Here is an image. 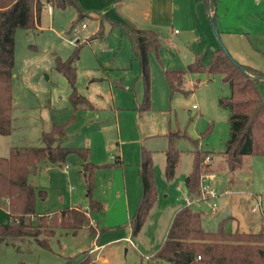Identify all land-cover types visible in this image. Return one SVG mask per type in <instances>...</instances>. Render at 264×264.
<instances>
[{"label":"rangeland","instance_id":"rangeland-1","mask_svg":"<svg viewBox=\"0 0 264 264\" xmlns=\"http://www.w3.org/2000/svg\"><path fill=\"white\" fill-rule=\"evenodd\" d=\"M243 1L246 2L243 8L256 20L247 23L248 20L243 22L241 19L231 23L237 32L233 34L234 44L241 58L264 73V0L258 5L255 0ZM45 6L40 29H18L14 34L11 132L7 136L0 135V157H8L13 150L42 146L41 134L49 131L52 125H63L64 136L56 144L90 149V161L98 167L93 175L92 194L101 201L103 210L94 213L88 223V227L98 230L96 234L89 232L87 227L75 233L56 228L49 236L41 227L44 232L39 238L46 239V248L31 237L1 241L0 264H69L74 257L79 261L86 256L89 249L92 252L99 250L96 262L91 261V264H146L160 248L173 215L183 205L184 179L191 170L192 151L197 149L211 152L217 184L226 183L229 177L240 179L242 188H249L251 193L260 196L264 215V156H243L242 167L229 173L221 154L229 138V125L228 112L218 105V98L230 94L229 85L218 74L208 78L204 72L188 73L182 83V90L186 92L171 93L163 76V69H185L195 57L205 67L209 65L211 49L205 32L211 41H215L216 48L223 46L227 50L217 29L219 26L210 21V13H205L208 6L204 11L205 30L193 26L187 32V38L175 44L170 39L180 35L161 34L162 47L158 55L148 54L147 110H143V81L138 62L130 56L128 37L104 21L95 23L89 16L78 23V33H75L70 28L76 19L73 7L70 8L75 11L74 17L66 27L49 29L52 14ZM83 23L87 26L84 34L80 28ZM174 29L182 30L178 25ZM94 31L99 33L97 41L89 43L84 39L89 38L85 34ZM77 44L82 47L75 63V87L80 95L90 100L91 109L74 108L69 103L71 88L69 84L62 85L55 68V58L65 61ZM257 85L264 100V80L258 81ZM193 105L196 108H192ZM168 130L184 134L175 140L179 158L169 181L164 176L166 138L161 136ZM142 149L149 151L152 157L157 197L148 218L133 236L129 222L141 195L138 164ZM115 155L121 157L122 165L114 164L110 156ZM81 162L79 156L71 153L61 164L40 161L36 171L28 174V182L36 193L40 190L45 193L44 198L36 196L35 215L87 205L86 184L80 174ZM124 186L128 190L127 200L121 195ZM230 209L224 208L213 218L202 216L204 228L216 230L218 222L231 214ZM235 215L239 219L238 229L249 231L243 217ZM45 216V221L50 222L51 214ZM253 216L256 221L250 231L264 230V219L259 213ZM6 220L7 203L2 202L0 224ZM236 227V223L225 224L226 230ZM127 238L133 246L128 244Z\"/></svg>","mask_w":264,"mask_h":264},{"label":"trees","instance_id":"trees-1","mask_svg":"<svg viewBox=\"0 0 264 264\" xmlns=\"http://www.w3.org/2000/svg\"><path fill=\"white\" fill-rule=\"evenodd\" d=\"M214 0H205L208 10H213ZM45 5L52 8L76 10V19L71 23L73 31L83 22L87 12L81 9L76 0H0V135L11 132L12 80L14 67V34L16 30H33L39 23ZM209 13V12H208ZM212 21L213 15L211 16ZM82 25V24H81ZM131 44V58L138 62L140 78L143 81V110L149 107V70L148 54L158 55L161 47L159 36L152 29L131 27L127 33ZM82 44H77L65 61L55 58V68L69 84L71 91L69 103L74 107H91L89 101L80 95L75 87L76 67ZM245 72H244V71ZM220 75L229 85L230 94L218 98V105L228 112L229 138L221 152L229 173L242 167L243 156H264V100L261 97L257 77L264 73L238 63L222 47L211 53L210 63L203 65L195 57L185 69H164L163 76L171 93L182 90L183 80L188 73ZM186 92V91H184ZM63 125H52L41 135L42 146L12 151L9 157H0V203H7V220L0 224V242L12 238L31 237L42 247H47L46 239H40L41 227L49 236L54 229L61 228L75 233L82 227L89 232L96 230L88 227L93 214L103 210L101 201L92 194L93 175L96 169L90 161L88 148H72L56 144L64 136ZM167 147L164 152V176L171 180L178 163L179 153L175 140L184 137L180 131L168 130L165 134ZM74 153L82 160L81 174L86 184L85 207L65 208L51 214L50 222L45 215H35L36 196L44 198V191L36 193L28 183L27 177L40 161L61 164L68 154ZM138 165L141 195L136 212L129 222L133 236L140 231L148 218L157 193L153 179V162L149 151L142 149ZM190 173L184 179L186 192L196 194L199 178L204 172L214 171L211 163H205L211 152L193 150ZM117 159L114 164H119ZM37 218V219H36ZM32 219H36L35 223ZM228 219L218 222L216 230H207L202 223V213L198 210L181 207L175 212L160 248L147 260L146 264H264V230L257 232L245 230H226ZM200 257L197 260V257ZM75 257L70 260L71 264ZM76 262V263H75ZM74 264H91L89 254Z\"/></svg>","mask_w":264,"mask_h":264},{"label":"crops","instance_id":"crops-1","mask_svg":"<svg viewBox=\"0 0 264 264\" xmlns=\"http://www.w3.org/2000/svg\"><path fill=\"white\" fill-rule=\"evenodd\" d=\"M76 1L81 7V9L87 12V16L95 20V23L100 24L102 23V21H104L110 27H116V29H118L121 34H125L126 36L128 31L131 29V27H136L141 29H152L156 31V33L158 34L159 41L162 38L161 34L166 35L167 33H170L171 35L173 34L180 35L179 37H177V39L176 38L170 39L175 44L177 43V41H181L187 38V32H190V30L194 28L193 26L198 25L205 30V20H206L204 16V11L206 10L205 0H76ZM260 1L261 0H255V3L258 5ZM245 3L246 2H244L243 0H214V4L212 7L213 10L210 11L208 10L207 12L205 11V13L208 14L209 12L211 16L213 15L214 23L217 26H219V28L217 29L225 43L227 51L230 53L232 58L240 64L252 67L262 72V70L253 66L252 64H249L246 60L241 58L242 56L238 54V49L234 44L235 40L233 34L237 32L233 30L234 28L231 25V23L238 22L241 19L243 22L248 20L247 23L255 22L256 20L254 16H251L249 10L244 9L245 7L243 8V6L246 5ZM45 7H48L49 11L51 10V14H52V24L49 27V29L52 28L54 30H59V28L66 27L75 14L74 9L70 7H68L67 10H63V11L58 8H52L49 5H46ZM257 20L260 21L261 19L257 18ZM40 22H41V15H40L39 23L36 26V29H40L42 27L40 26ZM177 25L182 28L181 32L174 29V27H177ZM244 27H246L245 24ZM81 29H82V33L84 34L83 30L87 29V26L85 25V28H81ZM98 34L99 33L97 31H94V33L90 35L85 34L86 35L85 37L89 36V38H84V39H88L89 43H94L97 41ZM204 35L208 37V44L210 46L212 53V51L216 49L217 45L215 41H211V38L209 37V34L207 32H205ZM60 76H61L62 85H66L67 84L66 80L61 74ZM62 79H64V81ZM87 100L89 101L91 107L89 108L85 107L84 109L93 108L90 100L89 99ZM12 103H13V96H12ZM165 134L166 132L161 136L165 137ZM166 147H167V139H166ZM166 147L164 149V152L166 150ZM141 157H142V153H141ZM110 158L114 159V163L118 159L120 163L116 165H122L120 156L115 155L113 158L112 156H110ZM164 162H165V156H164ZM97 168L98 167L96 166V169ZM35 169H37V166L34 169H32L30 172H35L36 171ZM27 181H28V177H27ZM225 182L226 183L223 182V184L221 185V184H217V181L215 180L213 182V185L215 188L219 190L229 189L236 192H242L243 194L231 195L229 197L222 198L220 201L222 206L221 210H224V208L226 207L231 208L230 209L231 214L229 212L230 215H228L226 219H228L227 221L230 223H236L237 227L235 229H238V225H239V219L235 215L237 214L243 217L248 229L251 230V227L254 225L253 222L255 219L253 214L249 213L246 210L247 205L250 203L248 202L250 198L246 195V193L250 192V189L242 188L243 182L238 178L234 179V177H229ZM127 194H128V190H126V187L124 186L123 190L121 191V195H124L126 200H127ZM75 207L78 206L74 205L67 208H75ZM200 212L202 213V216H206V217L211 216L203 211ZM46 214H52V212ZM213 217L211 216V218ZM95 227H98L96 223H95ZM97 232L98 230H96V233ZM98 251L99 250H95L92 252V249H89L88 251L89 256L96 253L93 258L90 257L92 263L96 262V256Z\"/></svg>","mask_w":264,"mask_h":264},{"label":"built area","instance_id":"built-area-1","mask_svg":"<svg viewBox=\"0 0 264 264\" xmlns=\"http://www.w3.org/2000/svg\"><path fill=\"white\" fill-rule=\"evenodd\" d=\"M80 28H85V24L80 25ZM77 33L78 26L73 30ZM192 108H196L195 105ZM212 158L207 156L205 158V163H211ZM216 180L215 171L204 172L200 175L199 178V189L196 194H186L182 197V206L189 207L198 211L206 212L211 216H216L221 211V206L219 205V201L222 198L229 197L231 195H240L242 192H236L229 189H217L214 187L213 182ZM246 195L250 198L253 204H248L247 208L251 214L259 213L261 218L264 219V215L262 214L261 209V198L259 195L248 192ZM205 207V208H204ZM205 210V211H204ZM34 220V219H32ZM126 241L130 246H133V242L130 238H127ZM149 259V258H148ZM200 257H197L199 260Z\"/></svg>","mask_w":264,"mask_h":264},{"label":"water","instance_id":"water-1","mask_svg":"<svg viewBox=\"0 0 264 264\" xmlns=\"http://www.w3.org/2000/svg\"><path fill=\"white\" fill-rule=\"evenodd\" d=\"M210 21H212V18L210 17ZM216 35H217V37H218V33L216 32ZM225 51H226V49L223 47V46H221ZM244 71V70H243ZM245 72V71H244ZM63 81H64V79H62ZM257 80H264V77H257Z\"/></svg>","mask_w":264,"mask_h":264}]
</instances>
